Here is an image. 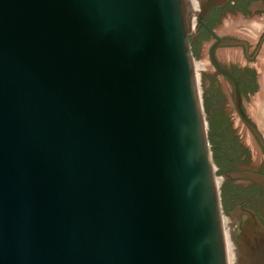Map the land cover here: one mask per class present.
I'll use <instances>...</instances> for the list:
<instances>
[{"label":"water","instance_id":"obj_1","mask_svg":"<svg viewBox=\"0 0 264 264\" xmlns=\"http://www.w3.org/2000/svg\"><path fill=\"white\" fill-rule=\"evenodd\" d=\"M228 9L264 0H0V264H228L226 231L264 264V170L194 60Z\"/></svg>","mask_w":264,"mask_h":264},{"label":"flooded vegetation","instance_id":"obj_2","mask_svg":"<svg viewBox=\"0 0 264 264\" xmlns=\"http://www.w3.org/2000/svg\"><path fill=\"white\" fill-rule=\"evenodd\" d=\"M212 46H215L213 55L223 68L240 70L244 67H252L255 70L259 85L258 92L254 96L252 104L247 102L244 94H241V100L247 115L264 137V119L255 109L256 106L264 105V12L249 13L240 9L226 10L208 38L202 42L199 56L195 58L202 93V72L209 71L220 87L223 102H226L233 112L232 115L227 114L226 116L235 135L249 155L248 162L239 163L237 169L263 171L264 153L234 105L233 90L229 80L216 69L212 61L210 54ZM251 109H254L255 112H251ZM222 183L221 180L220 187ZM226 215L229 217V213Z\"/></svg>","mask_w":264,"mask_h":264},{"label":"rangeland","instance_id":"obj_3","mask_svg":"<svg viewBox=\"0 0 264 264\" xmlns=\"http://www.w3.org/2000/svg\"><path fill=\"white\" fill-rule=\"evenodd\" d=\"M195 60V59H194ZM195 63H196V60H195ZM196 71H197V68H196ZM201 88V87H200ZM201 93H202V88H201ZM257 108H255L256 110H257V113H259L262 117L261 118H263L264 119V105H259V106H256ZM224 109H225V113H226V115L227 114H229V115H232V110H231V108L229 107V105H227V103L226 102H224ZM253 110V111H252ZM251 112H255L254 111V109H251ZM264 123V122H263ZM226 217H227V215H226Z\"/></svg>","mask_w":264,"mask_h":264},{"label":"bare ground","instance_id":"obj_4","mask_svg":"<svg viewBox=\"0 0 264 264\" xmlns=\"http://www.w3.org/2000/svg\"><path fill=\"white\" fill-rule=\"evenodd\" d=\"M224 224H225V221H224ZM225 236H226V247H227V254H228V264H231V255H230V249H229L227 231L225 233Z\"/></svg>","mask_w":264,"mask_h":264}]
</instances>
